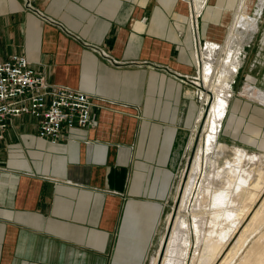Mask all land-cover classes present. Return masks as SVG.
Masks as SVG:
<instances>
[{"label":"crops","instance_id":"1","mask_svg":"<svg viewBox=\"0 0 264 264\" xmlns=\"http://www.w3.org/2000/svg\"><path fill=\"white\" fill-rule=\"evenodd\" d=\"M208 2L210 13L236 8ZM193 11L189 0H0V62L24 56L93 103L91 125L63 126L55 143L38 137L34 116L9 121L0 264L145 263L200 110ZM226 29L198 22L205 40L223 41ZM242 121L226 113L223 133L237 137Z\"/></svg>","mask_w":264,"mask_h":264},{"label":"bare ground","instance_id":"2","mask_svg":"<svg viewBox=\"0 0 264 264\" xmlns=\"http://www.w3.org/2000/svg\"><path fill=\"white\" fill-rule=\"evenodd\" d=\"M235 2L236 8L232 15L229 11L224 12L231 16V22L223 41L207 38L205 51L202 52V55L208 58V62L204 61L203 66H208L209 63L219 70L218 79L214 83H210L205 75L203 76L204 100L208 99L210 91L216 95L205 121L206 149L203 152L200 144L195 151L194 161L191 170L189 169L177 216L175 215L174 227L172 225L173 231L163 258L158 251V254L151 258L150 264H185L187 244L183 245L182 236L190 229L187 212L194 190L196 192L190 212L193 230L196 233V246L190 264H218L219 261V264H264V199L254 211L255 201L264 193V184L261 187L263 192L259 189L258 196L253 200L251 193L248 192L250 189L248 185L251 181L257 180V177H246L243 167L246 161L251 160V157L235 148L230 159L224 158V144L217 140L218 131L227 113L228 100L232 95V92L218 85L229 72L228 67L223 68L221 65L223 62L227 66L239 65L238 55L237 58L232 59L230 53L236 47L240 50L246 45L258 26L257 18L251 17L247 12L248 0H235ZM204 4L205 0H194V11L192 10L191 16L193 27L195 18ZM258 7L261 8L260 5ZM222 24L225 26L227 22L224 20ZM220 51L224 52L225 59L218 57ZM243 89L248 92L250 86L246 85ZM255 97L264 103V92L257 91ZM198 115L196 123L199 125L204 110H199ZM202 168L203 174L199 179L198 174ZM239 231L240 234L223 258V253Z\"/></svg>","mask_w":264,"mask_h":264},{"label":"rangeland","instance_id":"3","mask_svg":"<svg viewBox=\"0 0 264 264\" xmlns=\"http://www.w3.org/2000/svg\"><path fill=\"white\" fill-rule=\"evenodd\" d=\"M189 1L192 5V10H193L194 0H189ZM205 1L208 2V0ZM226 2L229 3L232 2L231 4L233 5V3H235V0H226ZM247 5L249 6V9L247 10L248 14L251 17L257 18L258 26L256 28V31L252 34L250 41L246 45L240 48V50H238L239 48L236 47L235 50H237V52L234 50L233 52L230 53L231 55L230 58L232 59L237 58L238 55L240 59L239 65L227 66L225 62L222 63L221 66H223V68L228 67L227 69L229 70V72L227 76H225L224 78L221 79V81H219L218 84V85H222L224 89H227L230 92H232V95L228 100V105L230 101V105H229L230 108L227 112V115H229V113H234L237 114V116L243 117L244 119H246V121L245 122L242 121L239 127L238 135L237 137L234 138H232L230 134L228 135L230 130H228L227 134L223 133V127H224L223 125L222 128L219 130L220 132L218 131L219 135H217V140L224 144V148H225L224 158L230 159L233 156V150L235 148L244 151L248 156L251 157V160L246 161L243 167L245 170L246 177H251V176L257 177V180L251 181L250 184L248 185L250 187L248 192L251 193V197L254 200L258 196V192L262 190L261 187H263L264 184V111L261 108H259L262 107L259 103L263 105L264 103H262L260 100H258L255 97L257 91L264 92V0H248ZM259 5L261 6V8L258 7ZM234 9L235 7L231 9V15ZM209 10L210 9H207V6L205 4L202 10V15L204 12L206 13L207 11H208L207 14L210 15L207 17L206 20L204 19L203 16H201L202 18L200 17L201 13L198 14L196 18L197 29H198V22L200 23L201 21H203L204 24H206L208 21L217 23L219 20L222 22L225 20L228 24L225 25V28L229 27V24L231 22V16L226 15L224 13H220L219 9H216L217 11L214 10V12L211 13ZM226 32L227 29L225 30V35ZM199 40H200V46L199 47L196 46V50L198 53L197 67L193 74L192 80L196 84V88H197L195 89L196 107L200 108V111L204 110V115L199 125L197 123L195 124V127L192 129V132H191L192 126L187 128V142L191 132L189 145H186L185 153L183 154V156L179 161V164L177 165L175 179L169 191L170 195L168 197V200L166 201V204L162 208L160 221L144 264H150L151 258L157 255L158 251L161 258H163L164 252L166 250L165 248L167 247L169 242V237L171 236L173 231L172 225L174 227L175 217L177 216V212L181 202L184 185L186 184L190 172L189 169L191 170V166L194 161L195 151L198 150L197 147H199L200 144L202 145L203 152L206 149L207 133L206 130L204 129L206 123L205 121L207 119V114L210 105L215 100L216 95L214 92L210 91L208 92L209 93V97L207 99L208 101L204 100L203 91L205 90V87H204L203 76L205 74L207 80L210 83H214L215 80L218 79L217 74L219 73V70H216V68L209 63L208 66L205 67L203 66V62L204 61L208 62V58L206 55L204 56L202 55V52L205 51L204 50L205 39L200 38L199 36ZM218 57H220L221 59H225L224 52L220 51L218 53ZM226 79L228 80L227 81L228 83L226 82ZM246 85L250 86V90L248 92L243 89ZM235 102L241 103L237 107L236 113L231 110V107L235 105L234 104ZM198 116L199 115H197V119ZM227 119L228 117L226 118V120ZM256 131L258 132L256 133ZM202 174H203V168L198 174L199 179L201 178ZM179 184H181L180 189L177 191ZM195 192L196 190H194L193 197L195 195ZM193 197L189 202L188 212H187V220L190 229L182 236L183 245L186 246L187 244L186 246L187 251L185 250V254H186L185 264L191 263V258L193 256L194 249L196 246V241H195L196 233L195 230H193V221L190 212L191 204L193 202ZM263 199H264V193L258 198L257 201H255L254 211L260 205ZM240 231L239 233H237L236 237L232 240L229 247H227V249L223 253V258L226 256L234 240L237 239L238 235L240 234Z\"/></svg>","mask_w":264,"mask_h":264},{"label":"built area","instance_id":"4","mask_svg":"<svg viewBox=\"0 0 264 264\" xmlns=\"http://www.w3.org/2000/svg\"><path fill=\"white\" fill-rule=\"evenodd\" d=\"M25 6L31 8V0H25ZM190 23L196 50L200 46L196 18L194 27L192 18ZM92 104L82 90L48 83L24 56L13 54L0 62V142L11 119L29 114L37 118L38 137L55 143L63 126L91 125Z\"/></svg>","mask_w":264,"mask_h":264}]
</instances>
